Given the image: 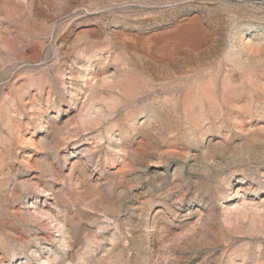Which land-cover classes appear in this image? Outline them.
<instances>
[{
	"label": "rangeland",
	"instance_id": "374dc122",
	"mask_svg": "<svg viewBox=\"0 0 264 264\" xmlns=\"http://www.w3.org/2000/svg\"><path fill=\"white\" fill-rule=\"evenodd\" d=\"M0 264H264V0H0Z\"/></svg>",
	"mask_w": 264,
	"mask_h": 264
}]
</instances>
